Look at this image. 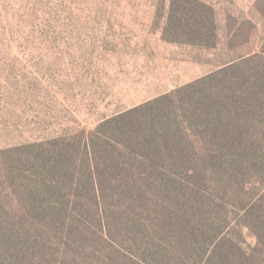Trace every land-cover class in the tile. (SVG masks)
<instances>
[{"label": "trees", "instance_id": "16d2710c", "mask_svg": "<svg viewBox=\"0 0 264 264\" xmlns=\"http://www.w3.org/2000/svg\"><path fill=\"white\" fill-rule=\"evenodd\" d=\"M196 2L181 34L201 45L218 31ZM251 58L90 131L0 150V264H264V190L251 188L264 183V67Z\"/></svg>", "mask_w": 264, "mask_h": 264}, {"label": "rangeland", "instance_id": "374dc122", "mask_svg": "<svg viewBox=\"0 0 264 264\" xmlns=\"http://www.w3.org/2000/svg\"><path fill=\"white\" fill-rule=\"evenodd\" d=\"M197 1L218 31L201 45L181 34L196 0H0V150L90 131L240 55L264 67V0Z\"/></svg>", "mask_w": 264, "mask_h": 264}]
</instances>
